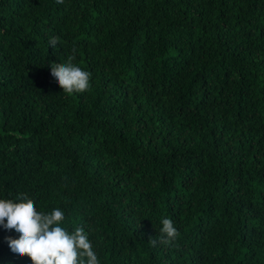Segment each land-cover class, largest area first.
<instances>
[{
    "label": "trees",
    "instance_id": "16d2710c",
    "mask_svg": "<svg viewBox=\"0 0 264 264\" xmlns=\"http://www.w3.org/2000/svg\"><path fill=\"white\" fill-rule=\"evenodd\" d=\"M70 55L85 92L50 74ZM19 194L100 264H264V0H0V199ZM7 236L0 264H31Z\"/></svg>",
    "mask_w": 264,
    "mask_h": 264
},
{
    "label": "clouds",
    "instance_id": "9594fccd",
    "mask_svg": "<svg viewBox=\"0 0 264 264\" xmlns=\"http://www.w3.org/2000/svg\"><path fill=\"white\" fill-rule=\"evenodd\" d=\"M48 43L49 47H56L58 37H51ZM74 59L70 55L65 63L50 65L51 76L68 94L85 92L90 86L91 74L76 66ZM64 220V210L56 207L49 212L37 211L26 194L17 195L15 200L0 199V227L19 233L18 238L5 237L9 249L17 256L29 257L31 264H100L84 228L77 226L69 231L61 226ZM161 224V242H174L179 232L173 222L165 217ZM149 243L156 246L157 240L150 238Z\"/></svg>",
    "mask_w": 264,
    "mask_h": 264
}]
</instances>
